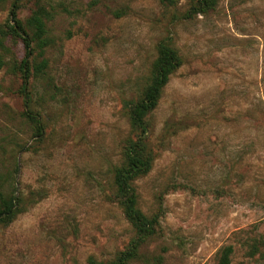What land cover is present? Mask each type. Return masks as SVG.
<instances>
[{"label":"rangeland","instance_id":"374dc122","mask_svg":"<svg viewBox=\"0 0 264 264\" xmlns=\"http://www.w3.org/2000/svg\"><path fill=\"white\" fill-rule=\"evenodd\" d=\"M39 9L47 65L25 91L21 39L0 48V192L15 197L0 264H218L226 246L229 264H264V0H18L17 16ZM163 47L180 59L144 121L141 236L114 174Z\"/></svg>","mask_w":264,"mask_h":264},{"label":"trees","instance_id":"16d2710c","mask_svg":"<svg viewBox=\"0 0 264 264\" xmlns=\"http://www.w3.org/2000/svg\"><path fill=\"white\" fill-rule=\"evenodd\" d=\"M160 1L173 2L174 0ZM17 10L18 0H14L9 10V19L11 22L8 20V23L0 24V48L5 47L4 40L6 37L8 38L15 35L21 39L25 48V55L19 61L18 67L21 69L20 76L24 86L23 91H25L28 84L29 72L31 70L41 72L47 65V60L45 58L40 62L34 63L32 53L36 47L41 51L48 45L50 40L47 36L46 22L40 9L34 11L29 16L26 20V24L18 18ZM26 27L30 29L31 33L25 29ZM34 42L35 47H33ZM179 59L180 58L174 49L163 47L160 50L155 71L144 87L141 99L136 102L130 110L132 127L139 131L136 142L126 147L124 160L114 174V183L119 203L122 206L124 213L141 236H146L153 231L151 223L137 206V194L133 183L136 177L146 174L151 168V159L149 155L144 152V144L142 143L146 138L144 121L150 110L157 104L161 88L166 83L169 73L177 65ZM4 64L5 60L0 55V68L3 67ZM14 200V196L7 199L0 192V218L12 215ZM231 251V246H226L221 252L218 264H229V255ZM91 264L107 263L96 262L91 259Z\"/></svg>","mask_w":264,"mask_h":264}]
</instances>
